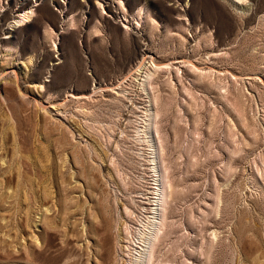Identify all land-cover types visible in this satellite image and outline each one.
Here are the masks:
<instances>
[{
    "label": "rangeland",
    "instance_id": "obj_1",
    "mask_svg": "<svg viewBox=\"0 0 264 264\" xmlns=\"http://www.w3.org/2000/svg\"><path fill=\"white\" fill-rule=\"evenodd\" d=\"M0 264H264V0H0Z\"/></svg>",
    "mask_w": 264,
    "mask_h": 264
},
{
    "label": "bare ground",
    "instance_id": "obj_2",
    "mask_svg": "<svg viewBox=\"0 0 264 264\" xmlns=\"http://www.w3.org/2000/svg\"><path fill=\"white\" fill-rule=\"evenodd\" d=\"M240 1V0H239ZM238 2V1H237ZM42 4L45 3V1L41 2ZM239 3V2H238ZM44 7V6H43ZM31 16V11L30 12H27L25 14H23L20 19L18 20H15L14 23H13V26H17L20 25L21 23L23 24V22H26L28 21L29 17ZM21 26V25H20Z\"/></svg>",
    "mask_w": 264,
    "mask_h": 264
}]
</instances>
